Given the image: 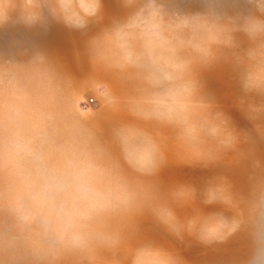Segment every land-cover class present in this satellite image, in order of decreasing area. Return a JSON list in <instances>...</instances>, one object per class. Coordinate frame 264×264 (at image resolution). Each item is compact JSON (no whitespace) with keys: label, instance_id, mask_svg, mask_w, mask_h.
I'll return each mask as SVG.
<instances>
[{"label":"rangeland","instance_id":"rangeland-1","mask_svg":"<svg viewBox=\"0 0 264 264\" xmlns=\"http://www.w3.org/2000/svg\"><path fill=\"white\" fill-rule=\"evenodd\" d=\"M264 264V0H0V264Z\"/></svg>","mask_w":264,"mask_h":264},{"label":"clouds","instance_id":"clouds-1","mask_svg":"<svg viewBox=\"0 0 264 264\" xmlns=\"http://www.w3.org/2000/svg\"><path fill=\"white\" fill-rule=\"evenodd\" d=\"M134 264H167V261L161 259L159 253L142 252L137 255Z\"/></svg>","mask_w":264,"mask_h":264}]
</instances>
